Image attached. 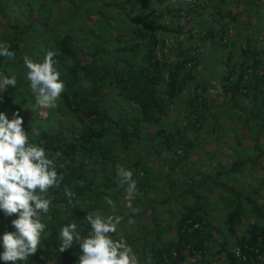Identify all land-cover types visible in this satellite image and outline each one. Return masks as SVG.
<instances>
[{
	"label": "trees",
	"instance_id": "trees-1",
	"mask_svg": "<svg viewBox=\"0 0 264 264\" xmlns=\"http://www.w3.org/2000/svg\"><path fill=\"white\" fill-rule=\"evenodd\" d=\"M39 1L37 6L28 1L18 4L21 15L7 21V32L0 33V44L15 53L14 59L0 56V73L15 75L17 80L15 88L2 93L0 111H16V100L35 104L29 82L19 76L27 72L22 57L42 62L47 51H56L55 68L65 86L57 104L74 127L22 125L29 143L40 145L54 159L63 180L59 187L49 189L50 210L41 215L46 228L36 254L16 264H77L78 245L58 251L59 230L75 220L84 234L90 230L84 220L87 213L104 211L105 197L116 205L127 187L118 183L116 175L117 165H122L120 154L132 168L137 200L140 195L152 210L171 202L181 205L168 230L153 211L151 226H140L139 234H113V238L123 237L139 264H264V177L257 186L247 188L238 187L236 180L245 170L254 171L264 158V49L247 41L237 59L229 51L223 64L226 74L220 78L222 101L218 106L227 110L225 118L235 124L229 163L216 162L214 171L208 173L185 172L177 181L170 175L183 170L200 133L207 127L215 132L220 117L211 111L208 86L199 73L198 49L179 45L174 60L166 58L162 37H179L184 28L160 18L168 13L195 24L202 12L167 5L157 12L142 0H66L65 10L60 8L61 0ZM95 6V27L85 31L82 17L91 19ZM2 9L4 13L7 8ZM110 11L121 18V27L112 26L117 18L108 15ZM36 13L39 18L34 21ZM80 20L83 26L76 27ZM188 34L200 45L209 42L213 46L229 35L225 27L217 29L212 23L202 24L195 36L191 30ZM170 111L174 113L171 121ZM246 139L250 145L243 148L241 142ZM129 154L134 156L131 162ZM164 167L166 175L162 174ZM160 185L168 195L160 202L148 198ZM65 186L75 193V206L68 203ZM218 209L221 221L212 217ZM143 213L126 215L121 223ZM14 218L0 211V235L14 231ZM0 264L12 262L0 260Z\"/></svg>",
	"mask_w": 264,
	"mask_h": 264
},
{
	"label": "clouds",
	"instance_id": "clouds-1",
	"mask_svg": "<svg viewBox=\"0 0 264 264\" xmlns=\"http://www.w3.org/2000/svg\"><path fill=\"white\" fill-rule=\"evenodd\" d=\"M56 51H47L42 62L34 61L28 55L22 57L27 69L26 79L35 96V106L42 109H55L64 83L55 68ZM0 56L15 58L7 44H0ZM15 75L6 76L0 73V92L8 87L15 88ZM23 125V118L14 111L11 118L0 111V211L4 216L15 215L11 220L14 231H5L0 235V260L12 262L27 261L36 254L41 244V234L46 225L41 222V215L49 213L51 200L49 189L59 187L63 175L58 174L54 159H50L43 147L29 143V137ZM63 167V165H60ZM116 175L121 186L126 185L127 207L132 211L131 200L137 192L136 181L132 179V170L117 165ZM83 186V181L78 182ZM68 203L74 205L75 193L64 187ZM111 209L109 214L101 210L87 213L85 221L90 230L82 234L75 220L61 226L59 230L58 251L78 245L80 254L77 264H139L133 249L123 237L113 238L118 225L123 220L116 214L115 202L104 198ZM129 223H134L129 220Z\"/></svg>",
	"mask_w": 264,
	"mask_h": 264
},
{
	"label": "rangeland",
	"instance_id": "rangeland-1",
	"mask_svg": "<svg viewBox=\"0 0 264 264\" xmlns=\"http://www.w3.org/2000/svg\"><path fill=\"white\" fill-rule=\"evenodd\" d=\"M26 1L29 3L36 2L33 6L39 4V0H0V33L4 31L5 24L7 21L13 18H19L21 15V10L17 8L18 4H24ZM51 1V0H43ZM144 5L153 9L157 12H161L164 9V6H170L171 8H197L203 14L202 18L197 17L195 24L185 23L183 20H176L173 16L166 13L161 21L170 22L175 28L177 26H183L184 34L177 37L175 34H168L166 37H162L165 40L163 45L165 57L169 60H174L175 50L179 45H183L187 48H197L196 52L198 59L200 60L199 73L202 80L208 86L207 96L211 100L212 108L211 111L217 117H220L217 123V129L215 132L211 130L210 127L204 132L200 133L199 142L195 141L196 147L194 151L189 156L188 161H186L183 170L179 172H173L170 177L177 181H181L182 177L184 178L185 172H212L216 166V162L221 164L229 163V147L234 143L232 138L233 124L232 120L225 118L227 110H222L218 106L222 101L221 91H220V78L226 74V68L224 67V62L227 60L228 52L233 53L235 59L240 55L242 47L247 43V41H252L253 46H257L260 49H264V0H142ZM159 1H164V4H159ZM98 2L96 1V5ZM11 4V5H10ZM9 5L11 8H9ZM5 6L4 13H1ZM68 7L66 0L60 1V8L65 10ZM96 7V6H95ZM86 8L88 4L86 3ZM11 9V10H10ZM132 9V8H131ZM130 11V8H128ZM97 7L91 10L92 17L91 19L84 15L82 18L86 22L87 27L79 23L75 24L76 27L83 26L85 31H88L89 28L95 27L94 21L97 17L96 14ZM108 15H115L117 22L113 23V27H121V18L116 16V13L110 11ZM221 12L222 16L218 15ZM4 14V16L2 15ZM184 14V12H183ZM8 15V16H7ZM7 16V17H6ZM10 16V17H9ZM39 18V14L33 17V20L36 21ZM14 21V20H13ZM179 21V24L177 23ZM214 24L217 29L225 27L228 30V39L219 41V45L213 46V44L206 42L201 44L198 42L196 37L189 39V30L192 31L195 36L197 32L201 29L202 24ZM69 24V22L65 23ZM7 32V29H6ZM115 33L112 30V34ZM111 34V36H112ZM89 44V41L85 42V45ZM110 49L111 45H108ZM231 61V63L234 61ZM27 70V69H26ZM19 76L22 79H26L23 73H19ZM27 81V79H26ZM31 92L30 89H28ZM5 92V91H3ZM0 92V98L2 93ZM33 95V93H32ZM35 99V96H34ZM17 106L16 112H19L20 116L23 118V123L27 122L28 124H33L43 127H54L58 124H62L67 128H73L74 123L72 120L63 113V107L57 106L55 109H42L34 105H23L18 100L14 103ZM36 114H34V111ZM2 111V110H1ZM15 110L10 109L9 111L4 112L8 118H11L12 113ZM33 111V112H32ZM32 112V113H31ZM38 112V114H37ZM173 114L169 112L168 120H173ZM216 126V125H215ZM150 131H154L149 128ZM250 142L248 139L241 142V147H248ZM122 158V165L129 169V163L124 159V155L120 154ZM134 156L129 154L128 158L131 162ZM153 168H158L157 163L152 164ZM132 170V168L130 169ZM167 168L162 169V174L166 175ZM261 177H264V158L259 160V164L255 167V170L244 171L236 177L238 180V187L247 188L249 186H257ZM168 195L166 187L160 185L157 189V192L149 194L148 198L160 202ZM131 200L132 208L138 209V212H144L140 218H137L134 223L123 222L118 225V233L122 236L124 233H135L139 234V227L142 225L151 226V215L154 211L158 219L162 224V228L168 230V224L170 221L174 220L178 215V210L181 205L179 203L171 202L165 205H155V210H152L149 202L140 195H138ZM214 199V198H213ZM129 201L127 200L126 190L123 191L122 196L119 197L116 201V214L120 213L122 217H125L129 214H135L131 208L127 207ZM219 208V206H218ZM105 214L111 212L110 207L107 205V208L103 211ZM217 221H221V212L216 211L212 215Z\"/></svg>",
	"mask_w": 264,
	"mask_h": 264
}]
</instances>
